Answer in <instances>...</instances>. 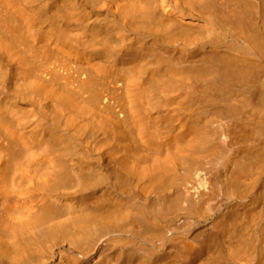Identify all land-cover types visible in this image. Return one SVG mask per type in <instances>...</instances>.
Segmentation results:
<instances>
[{
    "label": "bare ground",
    "instance_id": "bare-ground-1",
    "mask_svg": "<svg viewBox=\"0 0 264 264\" xmlns=\"http://www.w3.org/2000/svg\"><path fill=\"white\" fill-rule=\"evenodd\" d=\"M0 264H264V0H0Z\"/></svg>",
    "mask_w": 264,
    "mask_h": 264
}]
</instances>
